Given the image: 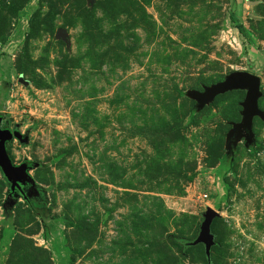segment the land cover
Returning <instances> with one entry per match:
<instances>
[{"label":"rangeland","instance_id":"374dc122","mask_svg":"<svg viewBox=\"0 0 264 264\" xmlns=\"http://www.w3.org/2000/svg\"><path fill=\"white\" fill-rule=\"evenodd\" d=\"M0 113V264H264V0H0Z\"/></svg>","mask_w":264,"mask_h":264},{"label":"water","instance_id":"95a60500","mask_svg":"<svg viewBox=\"0 0 264 264\" xmlns=\"http://www.w3.org/2000/svg\"><path fill=\"white\" fill-rule=\"evenodd\" d=\"M261 80L260 77L250 73L248 71H234L225 80L218 82L217 84L207 87L204 92L195 93L196 97L199 98L203 103H207L213 100L215 97L226 93L228 91L243 89L247 90L246 99L242 103L243 110V121L237 125L236 129L238 134L235 136V141L240 139L241 132L245 129L248 132L252 130V124L254 116L262 115L259 109V99L262 96L260 90ZM3 117L0 115V169L4 176L11 185V190L20 188L21 184L31 183L32 179L28 174V171L32 169L29 163L16 165L13 159L10 157L6 144L14 137L20 141H25L26 138L19 131L12 132L8 128H2ZM217 213L208 209L205 215V220L201 225V231L196 244L203 243L206 248V254L210 255L211 247L214 244V235L211 232V225L214 217Z\"/></svg>","mask_w":264,"mask_h":264},{"label":"flooded vegetation","instance_id":"af4514ba","mask_svg":"<svg viewBox=\"0 0 264 264\" xmlns=\"http://www.w3.org/2000/svg\"><path fill=\"white\" fill-rule=\"evenodd\" d=\"M2 128H8L7 126H5V125H3V123H2ZM9 129V128H8ZM11 130V129H10ZM12 132H14V131H17L16 129H13V130H11ZM17 138L16 137H14L12 140H10L9 142H7V144H6V147H7V151H8V153H9V155H10V157H11V154H10V151H9V149H8V146H9V144L10 143H12L13 141H15ZM19 140V139H18ZM12 158V157H11ZM24 164V163H23ZM21 165V164H20ZM29 188V183H26V184H21L20 185V188H15V190L14 191H12V193H14V195L15 194H21V193H23V192H25L27 189Z\"/></svg>","mask_w":264,"mask_h":264},{"label":"trees","instance_id":"16d2710c","mask_svg":"<svg viewBox=\"0 0 264 264\" xmlns=\"http://www.w3.org/2000/svg\"><path fill=\"white\" fill-rule=\"evenodd\" d=\"M234 20H235L234 17H232V21H234ZM237 29H238L240 32H242V27H241V26H237ZM0 115L3 117V114L0 113Z\"/></svg>","mask_w":264,"mask_h":264}]
</instances>
